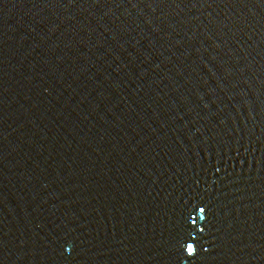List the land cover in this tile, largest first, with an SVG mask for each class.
<instances>
[{
	"label": "water",
	"instance_id": "1",
	"mask_svg": "<svg viewBox=\"0 0 264 264\" xmlns=\"http://www.w3.org/2000/svg\"><path fill=\"white\" fill-rule=\"evenodd\" d=\"M0 264H264V0H0Z\"/></svg>",
	"mask_w": 264,
	"mask_h": 264
}]
</instances>
